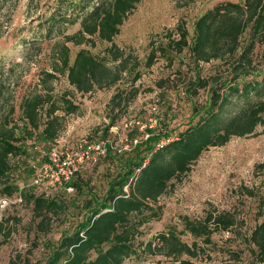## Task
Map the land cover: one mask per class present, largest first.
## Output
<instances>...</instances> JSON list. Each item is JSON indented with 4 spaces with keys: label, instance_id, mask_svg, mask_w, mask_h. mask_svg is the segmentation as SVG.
I'll use <instances>...</instances> for the list:
<instances>
[{
    "label": "trees",
    "instance_id": "trees-1",
    "mask_svg": "<svg viewBox=\"0 0 264 264\" xmlns=\"http://www.w3.org/2000/svg\"><path fill=\"white\" fill-rule=\"evenodd\" d=\"M141 1L55 0L52 11L48 16L41 15L38 24L43 39L56 37L49 53L51 69L42 70L39 84L24 94L18 104L9 101L3 89L11 70L21 64L15 63L5 70L0 62V181L8 179L13 168L12 158L26 153L29 139L40 135L43 142L55 141L63 129L65 115L80 109L72 97L73 90L55 94L54 81L59 75H65L70 85L82 94L114 86L127 78L131 86L114 95L109 104L113 110L124 109L138 95L135 84L141 77V63L133 53L114 43V39ZM78 23L77 30L68 32ZM4 34L0 24V38ZM167 35L165 46L151 50L147 66L153 65L159 56L173 63L175 54H181L186 48L197 67L213 61L229 62L226 70H216L210 76H202L198 71L190 83L189 94L193 96L200 89H209V99L202 104L194 102L187 127L176 136L170 131L150 129L149 136L136 144L135 153L122 161L105 194L99 196L89 190L84 204L87 214L77 227L72 232H64L57 243H44L49 251L46 260L34 262L19 253L10 264H123L132 255L149 254H162L173 261L145 264H198L194 259L206 253V246L214 243V234L235 230L239 222L237 213L215 209L197 220L182 217L184 231L200 238L203 244L196 239L192 243L183 240L175 227L161 231L148 241L140 239L142 227L162 215L160 197L192 170L203 152L225 145L234 137L253 135L258 127H264V73H255L253 57L256 45L264 42V0L218 3L197 19L192 37L184 23ZM97 40L111 42L104 55L81 47L71 61L70 44L95 47ZM32 47L38 52L43 50L37 42H32ZM33 50L27 52L28 60ZM251 75L253 78L249 79ZM252 96L256 100L252 101ZM243 100L244 105L234 110ZM116 119V115L111 118L107 131ZM77 174L75 171L66 183L82 187L72 180ZM255 176L262 178L263 186L264 160L256 164ZM18 189L14 184H4L3 193L12 195ZM241 190L242 194L258 197L257 213L263 217L264 193L255 186H241ZM25 196L42 217L39 225L46 227V212L55 209L57 202L45 198L44 192L25 193ZM4 229V221L0 220V235L4 233L0 248L10 233L5 234ZM247 243L254 263H263L264 219L254 226ZM230 255L220 263L202 264H245L241 262V253Z\"/></svg>",
    "mask_w": 264,
    "mask_h": 264
},
{
    "label": "rangeland",
    "instance_id": "rangeland-1",
    "mask_svg": "<svg viewBox=\"0 0 264 264\" xmlns=\"http://www.w3.org/2000/svg\"><path fill=\"white\" fill-rule=\"evenodd\" d=\"M226 1L229 0H142L137 5L114 39V43L133 53L141 63V77L135 84L139 88L138 95L124 109L113 110L109 104L116 93L131 86L127 78L114 86L82 94L70 85L65 75H59L60 78L54 81L55 94L73 90L75 96L72 97L80 104V109L65 115L63 129L55 141L43 142L40 135L29 139L26 153L12 158L13 168L8 179L0 181V220L4 221L5 234L10 232L0 248V264H10L19 253L34 262L46 260L49 251L44 243H57L64 232H72L77 227L87 214L84 204L89 198V190L104 195L109 182L121 169L122 161L135 153L136 144L149 136L150 129L162 133L170 131L176 136L187 127L194 102L202 104L210 97L209 89H200L193 96L189 94L188 88L198 76L197 72L210 76L216 70H226L229 62L213 61L197 67L187 48L181 54H175L173 63L159 56L153 65L147 66L148 56L153 47L167 44V34L180 23L186 25L192 37L197 19L208 9ZM55 5V0H0V24L5 30L0 38V62L5 70L15 63L21 64L11 70L3 89L9 101L18 104L24 94L39 84L42 70L51 69L49 53L56 37L43 39L38 24L39 17L48 16ZM79 27V23L71 26L68 32ZM32 42L41 44L43 50H33ZM70 46L73 62L81 47L104 55L111 42L97 40L95 47ZM29 50L33 53L28 60ZM253 57L255 73H264V42L256 45ZM252 97V101L257 98ZM239 104L234 110L244 105V100ZM115 115L117 119L107 131L106 127ZM98 145L105 153H101L102 148L97 150ZM81 147L83 151L89 147V157L76 153ZM54 153L57 159L65 156L64 161L71 160L73 164L66 166L61 161H54ZM263 160V126L253 135L234 137L225 145L210 147L194 163L192 170L160 197L162 215L142 227L140 239L148 241L161 231L175 227L183 240L192 243L196 238L184 231L183 216L197 220L211 210H231L239 218L235 230L229 234L224 231L214 234V243L206 246V253L194 260L198 264L220 263L229 259L231 252H236L241 253L242 263L255 264L248 250L247 237L264 216L259 217L257 213L258 197L242 194L241 186L259 187L264 193L262 178L255 176V166ZM68 166L76 167L78 174L72 180L82 187L71 186V182L66 183L69 180H62L69 174ZM39 168L42 173L38 172ZM59 178L62 181H58ZM4 184H14L19 189L6 195ZM43 192L45 198L55 200L58 205L46 212L48 225L44 228L39 225L42 217L25 196V193L40 195ZM2 238L4 233L0 235ZM196 240L203 244L200 238ZM156 261L173 259L162 254L132 255L123 264Z\"/></svg>",
    "mask_w": 264,
    "mask_h": 264
},
{
    "label": "built area",
    "instance_id": "built-area-1",
    "mask_svg": "<svg viewBox=\"0 0 264 264\" xmlns=\"http://www.w3.org/2000/svg\"><path fill=\"white\" fill-rule=\"evenodd\" d=\"M94 144H96V143H94ZM96 148H97V150L99 151L102 147H101L100 145H98ZM102 149H103V148H102ZM79 150L82 151V152L77 151L76 153H77V154L82 153L83 155H81V157H89V156H90V154H89V152H90V151H89V147H88V149H87L86 151H83V150H82V147L79 148ZM101 153H105V149L101 150ZM56 157H57V154L54 153V156L52 157V159H53L54 161H56V162H57V161H61V163H62V164H65V165H66V164H73L71 160H70L69 162H67V160L64 161V160L66 159L65 156H63L62 159H57ZM46 164H48V163H46ZM57 164H58V163H57ZM66 166H67V165H66ZM44 167H45V166H44ZM71 168H72V166H68V167H67V169L69 170V172H68L69 174L67 173L68 175L65 176V177H63L62 180H66V181L69 180L70 177H71V176L74 174V172L77 170L75 166H74L72 169H71ZM39 171H41V173H42V169H41V168L38 169V172H39ZM64 171H65V169H64ZM38 176H39V173L36 174V178H37V179H38ZM57 180L59 181L60 178L57 179ZM62 180H60V181H62ZM2 206H3V205H1V207H2ZM224 232H225L226 234H229V231H224Z\"/></svg>",
    "mask_w": 264,
    "mask_h": 264
}]
</instances>
